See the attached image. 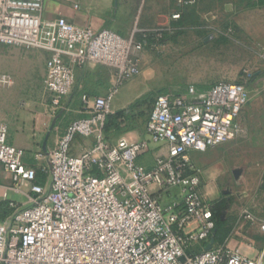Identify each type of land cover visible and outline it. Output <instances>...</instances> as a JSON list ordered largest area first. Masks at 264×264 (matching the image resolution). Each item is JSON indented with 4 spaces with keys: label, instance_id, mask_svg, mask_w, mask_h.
I'll list each match as a JSON object with an SVG mask.
<instances>
[{
    "label": "built area",
    "instance_id": "obj_1",
    "mask_svg": "<svg viewBox=\"0 0 264 264\" xmlns=\"http://www.w3.org/2000/svg\"><path fill=\"white\" fill-rule=\"evenodd\" d=\"M44 1L0 0V46L47 54L43 90L54 111L64 109L79 67L111 68L117 86L139 75L153 33L136 29L125 38L64 18L43 20ZM13 84L0 75L1 87ZM116 91L81 95L86 116L68 123L56 147L34 156L38 167L28 166L25 151L8 142L0 115V167L10 190L26 198L20 203L4 196L10 215L0 222V264H264L216 244L213 212L192 156L242 135L239 120L252 101L247 84L221 81L157 94L148 139L137 142L105 135ZM77 138L91 139L81 154L73 153ZM151 151L156 157L147 168L139 161ZM244 218L264 233V220Z\"/></svg>",
    "mask_w": 264,
    "mask_h": 264
},
{
    "label": "rangeland",
    "instance_id": "obj_2",
    "mask_svg": "<svg viewBox=\"0 0 264 264\" xmlns=\"http://www.w3.org/2000/svg\"><path fill=\"white\" fill-rule=\"evenodd\" d=\"M215 6L188 5L174 26L154 33L152 45L141 56L145 81L136 83L138 77H134L123 84L135 82L137 100L147 97L137 109L138 122L146 121L155 95L162 90L210 86L221 81L247 84L252 101L239 120L242 135L192 156L202 170L203 185L210 182L216 191V199L209 204L225 205L216 244L264 260V233L244 218L249 213L264 220V43L255 31L239 28L235 19L209 16L207 11L212 12ZM245 21L254 28L261 22ZM26 51L0 46V74L15 80L10 87L0 86V110H11L26 102L46 116L43 106L49 104L41 92L37 70L32 67L33 57ZM9 215L6 202H0V222H6Z\"/></svg>",
    "mask_w": 264,
    "mask_h": 264
},
{
    "label": "crops",
    "instance_id": "obj_3",
    "mask_svg": "<svg viewBox=\"0 0 264 264\" xmlns=\"http://www.w3.org/2000/svg\"><path fill=\"white\" fill-rule=\"evenodd\" d=\"M186 1L190 3L189 5L193 3L216 4L212 12L207 11L210 13L209 16L215 19H235L239 28L245 31H255L262 37L261 41L264 43V0ZM187 6L179 7L177 0H45L41 17L43 20L64 18L75 26L108 29L126 38L131 36L136 29L153 34L169 29L180 19V17L173 19L172 16L178 13L181 16ZM253 19L261 20L260 25L256 28L248 25L245 21ZM26 52L33 57L32 67L37 70V80L41 92L45 96L43 78L47 54L40 50H27ZM136 78V83L145 81L141 69ZM134 84L135 82H128L117 86L116 74L111 68L94 64L79 67L76 70L73 90L62 101L64 109L54 111L48 103L49 106H43V111L46 113V116H43L40 111L31 108L30 104L21 102L20 106L15 105L11 110H0L2 120L8 129V142L25 151V163L28 166L38 167L41 162L35 161L34 156L39 152L46 154L50 149L56 147L59 137L68 123L86 116L81 111V95L85 94L91 98L105 96L112 88L117 87L112 109L114 113L122 110L128 113L130 106L138 99V89L134 88ZM136 113L137 110H134V114ZM148 117L144 122L134 121L132 128L117 136H112V139L124 138L129 142L147 140L146 123ZM90 145V138H77L73 144V153L81 154ZM155 157L156 153L151 151L145 157L140 158L139 162L149 168L154 163ZM199 170L201 179H203L202 170ZM11 187L9 175L0 167V202H6L4 200L5 195L10 200L25 202L26 198L22 194L10 190ZM201 191L207 201L216 199V191L210 182L203 185L202 180ZM248 257L252 258L251 256Z\"/></svg>",
    "mask_w": 264,
    "mask_h": 264
},
{
    "label": "trees",
    "instance_id": "obj_4",
    "mask_svg": "<svg viewBox=\"0 0 264 264\" xmlns=\"http://www.w3.org/2000/svg\"><path fill=\"white\" fill-rule=\"evenodd\" d=\"M198 87H208V86H198ZM181 90V89H180ZM169 90H162L157 94L166 93ZM156 94V95H157ZM155 95V96H156ZM147 97L143 100L135 101L129 108V112L127 113L125 110L115 112L112 115H109L106 118L105 124V135L108 139L112 140V136H117L124 132L127 129L132 128L133 123L135 121L136 114H134V110L136 111L141 105H143L142 101H146ZM211 210L213 212L215 224H216V234L215 241L217 242V236L219 232V226L221 223L222 212L225 210V205L222 202H213L210 204Z\"/></svg>",
    "mask_w": 264,
    "mask_h": 264
},
{
    "label": "water",
    "instance_id": "obj_5",
    "mask_svg": "<svg viewBox=\"0 0 264 264\" xmlns=\"http://www.w3.org/2000/svg\"><path fill=\"white\" fill-rule=\"evenodd\" d=\"M216 232V231H215ZM214 243V239L211 240V243L205 248L206 250H209L211 248V245Z\"/></svg>",
    "mask_w": 264,
    "mask_h": 264
}]
</instances>
